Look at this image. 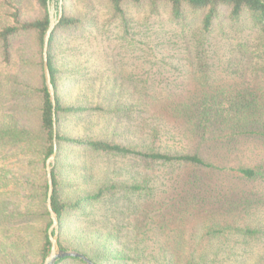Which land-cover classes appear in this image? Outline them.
<instances>
[{
    "label": "trees",
    "instance_id": "trees-1",
    "mask_svg": "<svg viewBox=\"0 0 264 264\" xmlns=\"http://www.w3.org/2000/svg\"><path fill=\"white\" fill-rule=\"evenodd\" d=\"M49 1L0 0V264H29L30 247L34 264H43L51 251L46 163L55 141L60 249L94 264H264V195L247 189L262 170L230 165V145L264 143V0H97L107 9L103 20L93 14L96 0H87L86 14L70 13L62 0L48 47L55 107L43 58ZM131 6L145 13L142 23ZM29 7L39 15L30 17ZM111 24L120 43L159 65L160 74L170 68L184 79L71 89L80 53L64 49L65 36L80 32L88 43L96 41L93 30L109 38ZM155 28L156 39L144 41ZM118 128L126 130L121 140L113 136ZM157 167L171 169L172 181L161 182ZM179 169L188 173L175 177ZM212 174L237 178L242 187L214 183ZM169 182L176 208L170 219L204 214L199 230L166 224L161 205ZM253 208L255 219L237 220Z\"/></svg>",
    "mask_w": 264,
    "mask_h": 264
},
{
    "label": "rangeland",
    "instance_id": "rangeland-1",
    "mask_svg": "<svg viewBox=\"0 0 264 264\" xmlns=\"http://www.w3.org/2000/svg\"><path fill=\"white\" fill-rule=\"evenodd\" d=\"M59 0H55V9L57 14H59L60 11V4ZM67 10H69L70 13H74V11L86 14L91 9L88 5L87 0H68L66 3ZM93 9L95 10V14L99 20H103L105 17V13H107V9L105 6H102L100 2L97 0L93 2ZM28 12L30 17H36L39 15V12L35 7H29ZM63 12V11H62ZM132 15L139 21L140 23L143 22L145 13L140 11L137 8H134L131 6ZM131 15V16H132ZM109 15H106V18L109 19ZM155 29H152L147 35V38H144V41H150L149 37H152V39H156L155 35ZM106 32H109V38H102V32H94L91 30V39L88 43H86L85 40L80 39L81 37L80 32L72 33L67 36H65V48H69V50H77L79 51V56L74 60L72 63L78 67L79 74L76 77L77 80H79L75 86L71 85V89H75L76 91L80 90V87H82L83 84L90 85V84H112L114 82H117V84L123 83L125 85H130L129 80L136 79L139 81H147L149 83L159 84L160 82H172L174 80V77L178 74V81L184 79V74L176 73L170 68H163L161 69V72L163 74L159 73V65H156L154 63H151V61H146L145 58H140V53L132 47H128L127 45H124L120 43V40L118 39V32L119 28L116 24H111L109 26V30ZM153 34V36H151ZM78 35V36H77ZM77 36L76 40L75 37ZM25 39H20L17 45L21 44ZM156 51H158V48H155ZM177 54H181L180 51L176 52ZM165 55L169 56L172 54V50L170 47L165 48ZM71 54L68 53V58H71ZM182 69V67H181ZM113 121V120H112ZM124 121V120H123ZM126 125L134 124V127L139 124V121L134 122H122ZM113 124V123H112ZM113 125H110V131L112 132ZM125 129L118 128L117 131H115L114 139H120L117 136L123 135L125 133ZM231 147L233 150V157L231 158V166L237 167V165H240L237 161L240 163H244L246 165H250L252 167H257L258 169L262 170L261 176L258 178V181L254 184H251L247 187L249 191H252L251 193L256 194H263L264 195V143L258 142V141H246V142H237ZM68 157L71 162H76V156H73L71 153L68 152ZM234 157L236 159H234ZM132 164V163H129ZM55 165V163H54ZM160 167H157V170H154V174L160 175V181L162 182L164 180V177H167L168 180L171 179L172 181V175L170 174L172 172L171 169H159ZM132 169H135L132 164ZM47 170V168H46ZM188 173L187 170L179 169L175 173V177L178 175L185 176ZM211 180L214 183L220 184V185H239V187H242V183H240L239 179L234 177H227V176H220L218 174H212ZM48 179V177H47ZM170 182L168 183L167 191L163 193L162 195V215L167 216L169 218V221L166 223L171 229H176L177 227L181 225L186 224L187 230H192L193 228L199 230L202 223L205 222V220L208 218L204 214L198 215L196 213L195 217L190 218L189 220L185 218H180L177 220H171V215L168 213V211H175L174 207V201H172L173 194H174V188ZM254 199V197H252ZM256 198V197H255ZM261 207L262 216H264V204L259 205ZM258 207V208H259ZM48 208V207H47ZM258 208H253L250 211V214L242 213L237 214V220L240 221L242 217H246L249 219L250 217H253L255 219L256 212ZM153 209L157 210L156 208V202L153 204ZM71 225V220L67 222V231L68 227ZM4 232V231H3ZM0 233H2L0 231ZM58 235H59V228H58ZM4 243V237L0 234V244ZM67 251H74L72 249ZM25 254L27 255V259L30 260L29 264H34L36 261H39V258H36L34 248H28L25 250Z\"/></svg>",
    "mask_w": 264,
    "mask_h": 264
},
{
    "label": "water",
    "instance_id": "water-1",
    "mask_svg": "<svg viewBox=\"0 0 264 264\" xmlns=\"http://www.w3.org/2000/svg\"><path fill=\"white\" fill-rule=\"evenodd\" d=\"M60 4V11L59 14H57L55 9V0H50L48 3V10H49V17H50V25L49 28L44 35V42H43V58H44V75H45V83L48 90V93L51 98V102L53 104V107L56 106V100H55V92L54 88L51 82V75L48 65V47L49 42L52 33L56 29V26L59 24L61 18H62V0H59ZM55 124V122H54ZM55 152L50 156V158L47 160L46 168H47V177H48V184H49V192H48V200H47V207L48 211L50 213L51 219H52V226L49 229L50 234V242H51V251L49 255L46 257L43 264H56L59 260L65 259V258H79L83 260L87 264H94L87 256H85L82 253H79L77 251H64L60 249L58 245V228H59V222L58 217L53 210L52 207V196L54 192V186H53V179H52V169L56 160V149H57V143L55 141L54 143Z\"/></svg>",
    "mask_w": 264,
    "mask_h": 264
}]
</instances>
